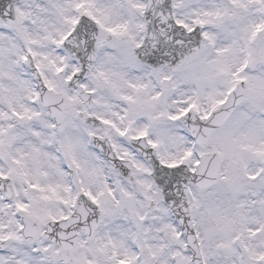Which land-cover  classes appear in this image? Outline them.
I'll use <instances>...</instances> for the list:
<instances>
[{
    "label": "snow or ice",
    "instance_id": "6c2138e0",
    "mask_svg": "<svg viewBox=\"0 0 264 264\" xmlns=\"http://www.w3.org/2000/svg\"><path fill=\"white\" fill-rule=\"evenodd\" d=\"M0 264H264V0H0Z\"/></svg>",
    "mask_w": 264,
    "mask_h": 264
}]
</instances>
